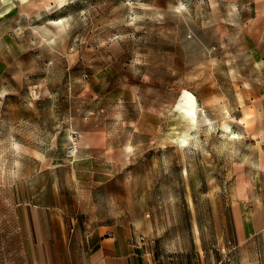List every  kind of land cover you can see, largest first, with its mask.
Listing matches in <instances>:
<instances>
[{"label":"rangeland","instance_id":"rangeland-1","mask_svg":"<svg viewBox=\"0 0 264 264\" xmlns=\"http://www.w3.org/2000/svg\"><path fill=\"white\" fill-rule=\"evenodd\" d=\"M12 1L0 13V250L24 241L17 203L57 197L82 229L132 221L152 264H210L228 240L235 258L221 264H264V233L236 239L264 195V0ZM186 93L197 123L179 146Z\"/></svg>","mask_w":264,"mask_h":264},{"label":"crops","instance_id":"crops-1","mask_svg":"<svg viewBox=\"0 0 264 264\" xmlns=\"http://www.w3.org/2000/svg\"><path fill=\"white\" fill-rule=\"evenodd\" d=\"M74 1L34 0L32 7L42 11L45 4H51V11H55ZM249 63L256 64L255 71L259 69L256 61L251 59ZM257 80L262 83L258 75ZM245 187H240V192H244L238 193L239 197H248ZM259 196L261 211L258 216L255 220H245L247 224L236 228L239 241L264 233V195ZM16 212L22 230L14 231L15 237L24 241L18 248L0 250V264H152L146 239L130 220L100 219L102 222L82 229L70 224L71 219L63 214L57 197L50 203H17ZM217 251L219 260L210 256V264H221L222 255Z\"/></svg>","mask_w":264,"mask_h":264},{"label":"bare ground","instance_id":"bare-ground-1","mask_svg":"<svg viewBox=\"0 0 264 264\" xmlns=\"http://www.w3.org/2000/svg\"><path fill=\"white\" fill-rule=\"evenodd\" d=\"M0 1L3 5V8H2L3 10H1L0 13L3 11L7 12L8 9L13 6V3H14L12 0H0ZM17 1L20 2L21 4H23L29 0H17ZM50 8H51V4L48 5V9H50ZM51 23L54 25L64 26L62 19L53 20V21H51ZM197 110H198V106H197L196 100L194 99V97H192L191 95L186 93L183 96V98L181 99V101L179 102V113L188 120L189 126H188L187 132L177 140L179 146H185V144L187 143V137H188L189 131L196 126ZM66 134L68 136L69 133H66ZM234 136L235 135H232V137H234Z\"/></svg>","mask_w":264,"mask_h":264},{"label":"built area","instance_id":"built-area-1","mask_svg":"<svg viewBox=\"0 0 264 264\" xmlns=\"http://www.w3.org/2000/svg\"><path fill=\"white\" fill-rule=\"evenodd\" d=\"M78 138L79 135L77 133H72V136L69 139V144L67 146L66 152L68 157H73L78 149ZM226 248L221 247L220 252L222 255V262H228L231 260V254L235 250L236 246L231 242H226Z\"/></svg>","mask_w":264,"mask_h":264}]
</instances>
